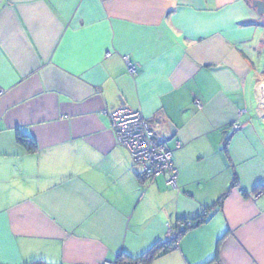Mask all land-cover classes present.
Listing matches in <instances>:
<instances>
[{"label":"crops","instance_id":"crops-1","mask_svg":"<svg viewBox=\"0 0 264 264\" xmlns=\"http://www.w3.org/2000/svg\"><path fill=\"white\" fill-rule=\"evenodd\" d=\"M259 18L252 0H0V264L137 257L206 208L151 264H264ZM118 107L172 148L176 187L139 177Z\"/></svg>","mask_w":264,"mask_h":264},{"label":"built area","instance_id":"built-area-1","mask_svg":"<svg viewBox=\"0 0 264 264\" xmlns=\"http://www.w3.org/2000/svg\"><path fill=\"white\" fill-rule=\"evenodd\" d=\"M128 71L135 73V66L128 64ZM199 106L200 102L195 101ZM111 127L115 133L116 141L130 155L132 164L140 168L139 176L150 180L157 176H165L171 187H176L177 169L172 162V148L165 141L158 138L150 122L139 111L126 107L112 109L108 113ZM234 128L238 124L233 125ZM264 194L260 190L256 196ZM178 226L183 223L178 222ZM104 264H115L105 262Z\"/></svg>","mask_w":264,"mask_h":264},{"label":"trees","instance_id":"trees-1","mask_svg":"<svg viewBox=\"0 0 264 264\" xmlns=\"http://www.w3.org/2000/svg\"><path fill=\"white\" fill-rule=\"evenodd\" d=\"M259 24H261L264 27L263 23L260 22ZM17 139L22 145H24L27 148V150H34L36 146L35 142L29 136H26L21 132H17ZM222 199H223V195L219 197L217 201H215L214 205H219ZM209 215L210 214L208 212V208H206L200 213V215L196 219L193 220L178 219V222L183 223V226H178V224L175 225L173 238L165 241L155 242L149 249H147L144 253H142L137 257L132 258L128 255H125L124 253H120L114 263L115 264H151L156 257L174 248L178 238L187 229L198 223L205 221L209 217ZM29 264H57V263L47 262L43 259H34L30 261Z\"/></svg>","mask_w":264,"mask_h":264},{"label":"rangeland","instance_id":"rangeland-1","mask_svg":"<svg viewBox=\"0 0 264 264\" xmlns=\"http://www.w3.org/2000/svg\"><path fill=\"white\" fill-rule=\"evenodd\" d=\"M260 16H262V18H259L258 22L259 23L261 22L264 25V15H260ZM250 42L251 43L249 45H251L253 49H255V50L250 49V53L253 54V61L258 65L257 71L259 72V74L254 79L255 93L252 92V97L255 94V98H256V101L254 100V104H253L254 113H252L250 110V114L252 117L255 116V118L260 117L262 119L261 115L262 114L264 115V91L261 93L259 85H257V80L259 78L258 81L260 83V86L261 85L264 86V27L263 26L258 27L257 33H255V35L252 37ZM258 95L260 96L259 97L260 107L258 106L257 103Z\"/></svg>","mask_w":264,"mask_h":264},{"label":"water","instance_id":"water-1","mask_svg":"<svg viewBox=\"0 0 264 264\" xmlns=\"http://www.w3.org/2000/svg\"><path fill=\"white\" fill-rule=\"evenodd\" d=\"M252 6L255 8V12L258 15H264V0H252ZM260 91L261 93L264 91L263 85L260 86ZM168 127L169 130L172 131L170 125H168Z\"/></svg>","mask_w":264,"mask_h":264}]
</instances>
